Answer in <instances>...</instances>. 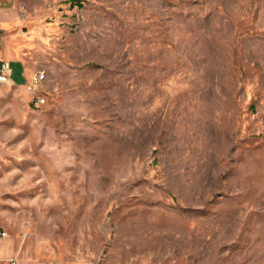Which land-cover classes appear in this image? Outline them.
Masks as SVG:
<instances>
[{
	"label": "rangeland",
	"instance_id": "rangeland-1",
	"mask_svg": "<svg viewBox=\"0 0 264 264\" xmlns=\"http://www.w3.org/2000/svg\"><path fill=\"white\" fill-rule=\"evenodd\" d=\"M7 1L4 251L264 264V0Z\"/></svg>",
	"mask_w": 264,
	"mask_h": 264
},
{
	"label": "built area",
	"instance_id": "built-area-1",
	"mask_svg": "<svg viewBox=\"0 0 264 264\" xmlns=\"http://www.w3.org/2000/svg\"><path fill=\"white\" fill-rule=\"evenodd\" d=\"M14 69L10 61L3 60L0 62V82L3 83H16L13 80ZM46 78L45 71H39L36 75H34L30 81L28 82L27 86L29 91L36 93L41 86L42 81ZM35 103L38 105H42L46 102V98L42 96L34 97ZM5 235L6 233L3 232ZM7 264H19V260L16 257H10L7 260Z\"/></svg>",
	"mask_w": 264,
	"mask_h": 264
},
{
	"label": "crops",
	"instance_id": "crops-1",
	"mask_svg": "<svg viewBox=\"0 0 264 264\" xmlns=\"http://www.w3.org/2000/svg\"><path fill=\"white\" fill-rule=\"evenodd\" d=\"M8 5H9V2L7 0H0V21L3 22V25L9 24V22L7 23V21L4 18V13L8 11V8H7ZM12 254L13 252L11 253L5 252L2 242H0V264H7L8 258L14 257L12 256Z\"/></svg>",
	"mask_w": 264,
	"mask_h": 264
},
{
	"label": "trees",
	"instance_id": "trees-1",
	"mask_svg": "<svg viewBox=\"0 0 264 264\" xmlns=\"http://www.w3.org/2000/svg\"><path fill=\"white\" fill-rule=\"evenodd\" d=\"M14 69H15V67H14ZM15 73H16V70H15L14 74H15ZM18 75H19L20 79H22V81H23L22 71H20ZM21 83H22V82H21Z\"/></svg>",
	"mask_w": 264,
	"mask_h": 264
}]
</instances>
